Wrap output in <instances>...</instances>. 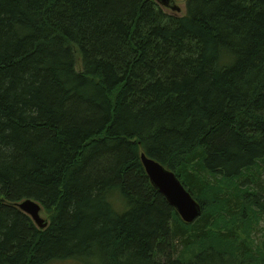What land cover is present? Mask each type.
<instances>
[{"label": "trees", "instance_id": "1", "mask_svg": "<svg viewBox=\"0 0 264 264\" xmlns=\"http://www.w3.org/2000/svg\"><path fill=\"white\" fill-rule=\"evenodd\" d=\"M262 222L264 0H0V264H264Z\"/></svg>", "mask_w": 264, "mask_h": 264}, {"label": "water", "instance_id": "2", "mask_svg": "<svg viewBox=\"0 0 264 264\" xmlns=\"http://www.w3.org/2000/svg\"><path fill=\"white\" fill-rule=\"evenodd\" d=\"M151 1L176 15L181 13L180 8L174 5V0ZM140 162L151 187L166 200L184 224L191 225L201 216L202 211L199 203L184 188L172 171L144 154H141ZM16 206L30 217L39 229L46 228L47 223L40 217L41 207L38 203L25 200Z\"/></svg>", "mask_w": 264, "mask_h": 264}, {"label": "rangeland", "instance_id": "3", "mask_svg": "<svg viewBox=\"0 0 264 264\" xmlns=\"http://www.w3.org/2000/svg\"><path fill=\"white\" fill-rule=\"evenodd\" d=\"M185 2L186 0H174V5L179 7L181 10V13H179L177 16H183L185 13ZM172 13V12H171ZM175 14V13H173ZM40 217L45 220L47 218V215L42 211L40 213ZM262 225H264V222H262ZM48 264H82L77 260H65V261H52L51 263Z\"/></svg>", "mask_w": 264, "mask_h": 264}, {"label": "bare ground", "instance_id": "4", "mask_svg": "<svg viewBox=\"0 0 264 264\" xmlns=\"http://www.w3.org/2000/svg\"><path fill=\"white\" fill-rule=\"evenodd\" d=\"M249 222V221H248ZM236 241V240H235Z\"/></svg>", "mask_w": 264, "mask_h": 264}]
</instances>
